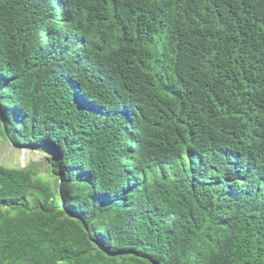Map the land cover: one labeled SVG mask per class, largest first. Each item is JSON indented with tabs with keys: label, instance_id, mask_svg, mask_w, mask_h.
Segmentation results:
<instances>
[{
	"label": "trees",
	"instance_id": "obj_1",
	"mask_svg": "<svg viewBox=\"0 0 264 264\" xmlns=\"http://www.w3.org/2000/svg\"><path fill=\"white\" fill-rule=\"evenodd\" d=\"M0 264H264V0H0Z\"/></svg>",
	"mask_w": 264,
	"mask_h": 264
},
{
	"label": "rangeland",
	"instance_id": "obj_2",
	"mask_svg": "<svg viewBox=\"0 0 264 264\" xmlns=\"http://www.w3.org/2000/svg\"><path fill=\"white\" fill-rule=\"evenodd\" d=\"M50 157L33 147L17 148L8 140L0 138V163L16 168H28L46 176V166L50 163Z\"/></svg>",
	"mask_w": 264,
	"mask_h": 264
}]
</instances>
